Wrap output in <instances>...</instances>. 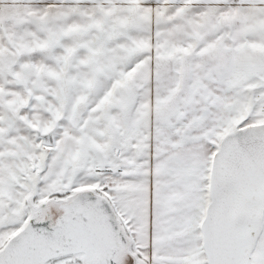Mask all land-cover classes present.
<instances>
[{
	"label": "snow or ice",
	"instance_id": "1",
	"mask_svg": "<svg viewBox=\"0 0 264 264\" xmlns=\"http://www.w3.org/2000/svg\"><path fill=\"white\" fill-rule=\"evenodd\" d=\"M0 264H264V0H0Z\"/></svg>",
	"mask_w": 264,
	"mask_h": 264
}]
</instances>
